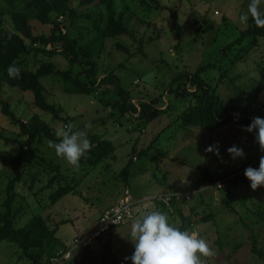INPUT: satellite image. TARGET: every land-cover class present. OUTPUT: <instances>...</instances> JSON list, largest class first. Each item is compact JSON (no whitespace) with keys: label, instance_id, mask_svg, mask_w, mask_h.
Segmentation results:
<instances>
[{"label":"rangeland","instance_id":"374dc122","mask_svg":"<svg viewBox=\"0 0 264 264\" xmlns=\"http://www.w3.org/2000/svg\"><path fill=\"white\" fill-rule=\"evenodd\" d=\"M159 1L162 6L175 8L183 31L180 40L172 29L168 11H145L138 0H115L118 11L132 14L128 21L131 36L105 42L100 58L96 59L98 77L113 72L136 106L139 100L161 98L157 105L165 109L167 102L173 98L165 90L177 73L194 72L200 64L212 63L215 69L209 70L204 77L212 78L223 100L241 105L247 93L255 88L258 71L264 66V38L233 66L219 55V49L245 29L239 22L238 11L245 9L249 0ZM77 3L78 0L72 2L73 6ZM261 8L264 9V3ZM86 24L76 23L75 27L82 30ZM4 25L11 28L7 19ZM33 26L35 33L49 31L47 26L37 23ZM178 42L180 45L176 49ZM116 43L126 46L130 54L117 51ZM52 61L61 70L68 68L67 61L60 55L53 57ZM40 81L47 101L59 108L60 119H54L49 113L36 108L33 95L29 92L23 93L18 88L4 85L2 97L9 102L20 122L38 115L56 132L55 139L42 138L24 160L21 180L16 185L19 197L14 208H19L16 213L17 227H22L35 214L45 217L50 228L63 223L58 227L56 236L68 249L74 250L69 259H63L58 264H75L72 261L76 264H131V260L125 258L134 249L130 235L132 221L107 237L76 246L78 240L95 228L100 213L114 204L125 188L134 198L188 194L189 199L175 201L167 215L170 222L179 227L180 219L175 209L180 208L184 215L190 217L189 231L197 232L216 250V256L207 258L205 264H264L263 256L251 251V236H254L257 250L264 254V221L255 214L256 206L264 201V187L253 191L247 179L240 180L246 168H258L259 159L264 155L259 152V145L254 140L255 132H245L234 124L213 132L195 127L180 128L173 124L187 106L186 102L183 105L180 102L175 105L174 111H169L168 115L161 114L144 132L139 133L135 131V122L130 117L119 118L112 108L103 105L105 100L114 98L113 92L105 95L98 90L91 95H70L62 92L56 80L44 78ZM259 99L264 103V91ZM68 123L75 125L74 130H83L85 124H91L88 135H100L112 141L116 145L114 157L82 177L79 167L74 169L68 165L48 145L49 140L59 142L57 133ZM0 132L5 137V140H0L2 208L4 188L12 175L5 161L15 158L26 140L19 135L18 126L12 124L1 111ZM217 143L219 157L205 152L206 147ZM232 145L243 148L245 158L233 161L227 154ZM140 152L144 154L138 156ZM158 153L167 155L163 158ZM130 159L129 175L124 181L118 175ZM55 165L60 166L63 180L70 182L72 178L76 179L77 188L75 193L49 205V193L60 184L57 180L52 185L48 184L54 177L51 169ZM205 170L222 177L200 184L199 179L205 175ZM223 174L230 176L223 178ZM230 180L237 182L229 200L235 213L224 208L223 188ZM154 207L155 204L144 203L140 215L152 211ZM207 213L212 214L214 220L204 223L201 217ZM0 264L28 262L21 258L15 244L0 242Z\"/></svg>","mask_w":264,"mask_h":264},{"label":"trees","instance_id":"16d2710c","mask_svg":"<svg viewBox=\"0 0 264 264\" xmlns=\"http://www.w3.org/2000/svg\"><path fill=\"white\" fill-rule=\"evenodd\" d=\"M72 2L73 0H0V111L12 124L18 126L19 135L26 140L25 146L20 147L15 158L5 161L12 175L7 179L0 208V242L15 244L21 252V258L28 264H58L69 250L56 236L58 227L63 223L50 228L45 217L35 214L22 227H17L16 213L19 208H14L19 197L16 185L21 180V166L24 160L32 154L34 145L40 143L42 138L55 139L56 132L38 115H33L26 122H20L11 110L9 102L2 97L4 85L18 88L23 93H31L33 105L49 113L54 119H60L59 108L47 101L41 79L58 81L62 92L70 95H91L98 90L103 91L105 95L113 92L114 98L105 100L103 105L112 108L119 118L130 117L131 121L135 122V131L139 133L144 132L161 114L168 115L174 111L175 105L180 102L181 105L186 102L187 106L173 124L183 129L195 127L213 132L229 124L246 128L254 117L264 118V103L259 99L264 91V66L258 71L255 88L247 93L241 105L220 97L212 78L204 77L209 70L215 69V64L205 63L200 64L194 72L183 71L171 79L165 92L173 98L167 102L165 109L157 105L161 98L139 100L137 108L131 95L122 88L119 78L113 72L98 77L96 63L108 39L131 36L128 21L132 14L118 11L115 0H78L75 6ZM138 4L145 11L152 9L168 11L172 29L180 40L183 31L174 7L162 6L159 0H138ZM6 19L10 23V29L4 25ZM83 22L87 23L85 29L75 27L76 23ZM33 23L47 26L49 31L35 33ZM262 38L264 29L257 28L249 19L247 27L240 31L235 39L219 49V55L233 66L249 54ZM179 45L178 42L175 48L178 49ZM115 49L130 54L127 47L120 43L115 44ZM57 55L67 61V69L61 70L56 67L52 58ZM13 62L21 70L20 77L15 79L10 78L6 71ZM88 139L91 141V150L79 161L82 177L89 175L91 170L114 157L116 150V145L112 141L103 139L100 135H88ZM0 140H5L1 132ZM141 154L144 153L140 152L138 156ZM158 155L164 158L167 154ZM131 163L132 159L118 175L124 181L129 175ZM51 170L55 174L48 184L52 185L56 180L60 182L48 195L49 205H54L66 195L75 193L77 181L74 178L70 182L63 180L59 165H55ZM223 176L226 178L230 175ZM221 177L205 170V175L199 179V183L214 182ZM233 180L223 188L224 208L235 213L236 210L229 203L231 190L237 186V182ZM240 180L245 181V176ZM175 201L177 200L173 199L168 204L156 203L154 209L168 213L174 207ZM175 212L180 219L179 228L189 230L190 217L184 215L180 208H176ZM255 214L264 221V201L256 206ZM201 220L208 223L214 220V216L207 213ZM251 241L252 253L264 258V254L257 250V240L254 236H251ZM133 252L134 249L128 257H131Z\"/></svg>","mask_w":264,"mask_h":264},{"label":"clouds","instance_id":"9594fccd","mask_svg":"<svg viewBox=\"0 0 264 264\" xmlns=\"http://www.w3.org/2000/svg\"><path fill=\"white\" fill-rule=\"evenodd\" d=\"M264 0H249L243 10L238 8L239 22L247 27L249 19L257 28L264 29V9L261 8ZM10 78L20 77V68L15 62L6 69ZM238 116V114H234ZM91 124H85L83 130H74L75 125L68 123L57 135L59 142L48 141L55 155L62 158L68 165L78 169L80 159L91 150V141L88 139V130ZM245 132H255L254 140L259 150L264 153V118L254 117L251 123L242 129ZM206 153L219 157V145L213 144L205 148ZM227 154L233 161L245 158L243 148L232 145ZM245 178L250 182V188L255 191L264 187V155L259 159L258 168L248 167L244 171ZM131 242L134 252L131 264H205L207 258L216 256L210 244L195 231L181 230L170 222L166 212L154 209L138 216L131 224Z\"/></svg>","mask_w":264,"mask_h":264},{"label":"built area","instance_id":"2783aa9c","mask_svg":"<svg viewBox=\"0 0 264 264\" xmlns=\"http://www.w3.org/2000/svg\"><path fill=\"white\" fill-rule=\"evenodd\" d=\"M189 199L188 194H168L154 195L150 197L134 198L130 190L125 188L117 201L110 207L106 208L99 216L97 225L82 239L77 241L76 246L85 245L91 241L97 240L103 236L112 233L117 228L133 221L140 215V209L144 203H169L173 199ZM74 249L70 248L64 255L63 259H69Z\"/></svg>","mask_w":264,"mask_h":264},{"label":"crops","instance_id":"0c3cea01","mask_svg":"<svg viewBox=\"0 0 264 264\" xmlns=\"http://www.w3.org/2000/svg\"><path fill=\"white\" fill-rule=\"evenodd\" d=\"M162 194V193H161ZM162 195H167V194H162Z\"/></svg>","mask_w":264,"mask_h":264}]
</instances>
